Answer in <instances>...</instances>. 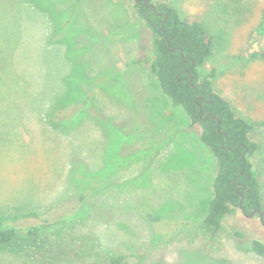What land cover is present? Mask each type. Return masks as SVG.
<instances>
[{"label": "rangeland", "instance_id": "obj_1", "mask_svg": "<svg viewBox=\"0 0 264 264\" xmlns=\"http://www.w3.org/2000/svg\"><path fill=\"white\" fill-rule=\"evenodd\" d=\"M168 2L213 38L200 68L253 123L264 205V0ZM135 0H0V220L22 230L0 264H264L258 215L241 210L212 238L202 227L217 158L149 64L152 32ZM91 98L79 120L52 127L51 103ZM152 212L157 221L150 220ZM36 213L37 216H28Z\"/></svg>", "mask_w": 264, "mask_h": 264}, {"label": "trees", "instance_id": "obj_2", "mask_svg": "<svg viewBox=\"0 0 264 264\" xmlns=\"http://www.w3.org/2000/svg\"><path fill=\"white\" fill-rule=\"evenodd\" d=\"M154 5L156 10L143 0H135L132 6L135 19L144 22L152 32V53L138 62L149 64L173 104L185 110L192 124L201 126V139L218 162L214 197L202 227L216 238L226 218L242 209L246 214L261 211L264 225L262 188L254 163L260 145L251 138L253 123L237 115L231 102L216 90L215 70L207 75L200 71L214 52V40L200 22L183 19L179 10L168 2ZM255 36L257 39L264 36V9ZM246 57L264 58V49L249 51ZM91 100L90 97L71 102L59 99L51 103L45 119L55 128L61 123L82 119L80 110L88 107ZM255 214L259 216L258 212ZM145 215L150 220H158L150 211H145ZM28 216L39 215L31 213ZM41 227L28 226L22 230L0 220V246L17 242L23 234L31 240ZM251 247L256 254L264 256V241L254 239ZM128 258L125 254L114 256L111 264H125Z\"/></svg>", "mask_w": 264, "mask_h": 264}, {"label": "water", "instance_id": "obj_3", "mask_svg": "<svg viewBox=\"0 0 264 264\" xmlns=\"http://www.w3.org/2000/svg\"><path fill=\"white\" fill-rule=\"evenodd\" d=\"M136 1H140V0H136ZM143 1L145 2L146 5L153 6V9L156 10L155 6L152 5V4H150V3L148 2V0H143ZM242 212H243L247 217H249V218L253 217V216L255 215V213L258 212V213H259L260 220H261V222L263 223V213H262L261 211H254V212L251 213V214H246V213H245V210L242 209Z\"/></svg>", "mask_w": 264, "mask_h": 264}, {"label": "flooded vegetation", "instance_id": "obj_4", "mask_svg": "<svg viewBox=\"0 0 264 264\" xmlns=\"http://www.w3.org/2000/svg\"><path fill=\"white\" fill-rule=\"evenodd\" d=\"M145 3V2H144ZM150 4H152V5H154V3H150ZM147 6H150V5H147ZM155 6V5H154ZM152 8H153V6H151ZM256 215V214H255ZM260 218V217H259ZM263 224V223H262Z\"/></svg>", "mask_w": 264, "mask_h": 264}]
</instances>
